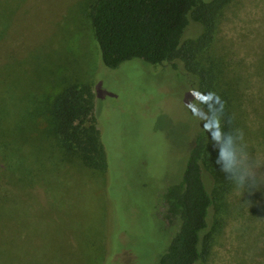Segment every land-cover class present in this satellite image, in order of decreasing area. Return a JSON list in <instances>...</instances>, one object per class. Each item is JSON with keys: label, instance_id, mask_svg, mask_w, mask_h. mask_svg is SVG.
<instances>
[{"label": "rangeland", "instance_id": "obj_1", "mask_svg": "<svg viewBox=\"0 0 264 264\" xmlns=\"http://www.w3.org/2000/svg\"><path fill=\"white\" fill-rule=\"evenodd\" d=\"M97 1L0 0V264H153L171 241L160 196L217 98L261 166L251 189L213 181L201 264H264V0H229L209 27L200 8L165 65L118 69L94 39ZM71 85L95 94L106 173L62 157L51 105Z\"/></svg>", "mask_w": 264, "mask_h": 264}, {"label": "trees", "instance_id": "obj_2", "mask_svg": "<svg viewBox=\"0 0 264 264\" xmlns=\"http://www.w3.org/2000/svg\"><path fill=\"white\" fill-rule=\"evenodd\" d=\"M205 1H97L91 22L103 64L118 69L126 62L139 59L153 66L165 65L181 49L191 20L200 8L207 19L202 22L206 21L209 27V14L214 15L213 12L229 2ZM207 4L210 5L206 7ZM196 93L200 98L199 90L196 89ZM219 101L224 104L222 125L225 131L237 128L224 100ZM214 103L216 105L217 100ZM94 107L95 94L91 86L64 88L51 105L54 129L64 159L80 158L86 168L106 173L108 160L101 134L92 119ZM203 121V128L193 139L181 178L160 196L161 213L170 230L171 241L153 264H201L211 243L208 229L215 204L211 192L213 181L220 185L221 196L223 190L228 191L233 185L215 164V148L205 129L209 116Z\"/></svg>", "mask_w": 264, "mask_h": 264}, {"label": "clouds", "instance_id": "obj_3", "mask_svg": "<svg viewBox=\"0 0 264 264\" xmlns=\"http://www.w3.org/2000/svg\"><path fill=\"white\" fill-rule=\"evenodd\" d=\"M223 115L224 104L217 98L216 105L209 111V122L205 125L215 148V164L237 190L254 188L261 161L250 154L242 129L230 127L225 131Z\"/></svg>", "mask_w": 264, "mask_h": 264}]
</instances>
